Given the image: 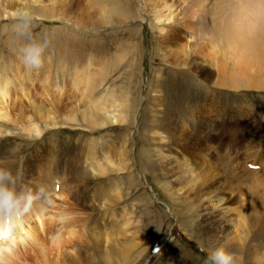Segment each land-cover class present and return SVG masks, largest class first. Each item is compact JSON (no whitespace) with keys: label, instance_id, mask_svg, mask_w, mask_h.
Segmentation results:
<instances>
[{"label":"rangeland","instance_id":"obj_1","mask_svg":"<svg viewBox=\"0 0 264 264\" xmlns=\"http://www.w3.org/2000/svg\"><path fill=\"white\" fill-rule=\"evenodd\" d=\"M17 1L0 0V78L6 77L10 98L17 97L8 98L9 120L0 121V166L18 174L17 191L25 185H52L64 196L52 194L53 209L69 202L76 217L85 219L77 226L85 229L86 240L77 249H63L75 259L58 264H207V252L218 245L205 240L203 211L189 208L176 177L179 168L166 169L161 157L166 150L179 156L175 144L179 121L173 130L172 120H211L200 132L221 138V153L235 154L241 169L261 173L264 89L214 86L215 81L232 79L233 66L222 54L225 47L218 36L233 21L229 12L234 0H23L36 17L33 31L48 32L52 39L42 67L30 73L34 85L23 92L13 79L16 69L26 70L13 43L12 7ZM164 3L173 6L158 21L155 11ZM253 33L264 35V24ZM176 39L179 45H191V52H180L177 42L172 44ZM198 59L207 61L202 69L207 68L211 78L204 79L195 70ZM85 75L98 77L93 99L111 92L114 97L127 94L123 123L90 130L80 120L78 95L84 87L78 82V88L71 87L70 82ZM30 104L41 105V116L48 115L49 120L39 119ZM70 116L74 123L67 119ZM161 125L165 139L159 141L153 133ZM90 141L96 144L91 162L82 154ZM246 146V153L252 154L247 159ZM75 158L79 163L73 166ZM28 165L33 166L31 172ZM98 167L105 170L103 174L98 175ZM250 233L252 239L243 246L236 242V249L230 250L235 264H257L256 255L264 258V222ZM129 240L136 247L129 261L121 263L118 249L127 244L117 243Z\"/></svg>","mask_w":264,"mask_h":264},{"label":"bare ground","instance_id":"obj_2","mask_svg":"<svg viewBox=\"0 0 264 264\" xmlns=\"http://www.w3.org/2000/svg\"><path fill=\"white\" fill-rule=\"evenodd\" d=\"M234 2L235 3L229 12V17L230 19H233V21L232 23L230 22L226 24L222 31V35L218 36L221 41L219 44H222L224 45L223 47H225L221 49L223 52L222 54L228 55L229 58H227L230 60L233 66V74H230V79H232L229 83L225 81L221 82V80L215 81L214 86L218 88L226 87L238 89V87L247 85V87L253 90L264 89V40H260L264 35L258 34L259 36H257L253 33V31H257L260 23L264 24V0H234ZM21 4L29 7V4H27L26 1L18 0L12 7L13 11ZM166 4L167 3L160 4L158 10L155 11L158 21H162L163 11L166 9H168L169 12L171 11L173 5L167 6ZM7 12H9V10ZM9 14H11V12ZM222 15H226V13H223ZM101 16L103 20L107 21V17L105 15L101 14ZM168 17L170 18V16ZM46 18L48 17L46 16ZM191 28L194 27L192 26ZM191 28H187V30L191 31ZM179 40L180 39H176L172 44H176V42ZM200 40L201 38L199 37V41ZM202 42H204V40L201 41V43ZM204 43L207 44L208 42ZM211 46L212 45H210V47ZM176 47L180 49V52L185 54L188 53V50L189 52L192 50L191 45H187V42L185 46L182 44L179 45L177 42ZM203 48H201V50L206 49ZM213 52H215V50ZM217 52H215V54ZM227 58L224 60L222 65L225 64ZM198 61L199 63L197 65L194 64L193 66L196 67L195 70L198 69L197 72L200 74V76H202L204 79H207L211 72L207 70V68L202 69L206 67L204 66L205 60L198 59ZM209 66H212V64ZM224 66L226 67V65ZM20 71L21 70L19 69L15 70L13 78L14 83L20 87L22 92L25 89L30 90V87H32L35 82L33 76H30L32 70L30 71L26 69L23 73H20ZM258 74H260V76L263 75V78ZM231 75L233 77H231ZM85 76L86 77L83 79H73V83L70 82L71 87L76 86L75 88H78L79 85L77 82L83 84L82 86L84 87L83 90H81L82 93L78 95L81 96V98L78 100V104L82 101V109L78 111L80 114V120L92 128L90 130H93L94 128L100 129L105 126L110 127L115 123H123L127 119V116L124 115L128 105L127 94L123 95L122 97H114L113 93L111 92L110 95H101L98 98L93 99L92 94L95 90V80H97L98 77H94V80V75ZM209 78H211V76ZM7 89L8 81L6 80L5 76H2L0 78V121L9 120V115L7 114V101L8 98H11ZM215 90H217V88H215ZM12 97L13 98L11 100L17 98L16 96ZM50 97H52V95ZM58 98L59 96L52 97L54 101L58 100ZM30 108L34 111L36 116L39 117V119L45 118L49 120L48 115L45 117L41 116L43 111V107L41 105L30 104ZM67 119L74 123V116H70ZM172 121L174 124L172 128L173 130L176 129V125L179 124V136L175 138V144L177 145V149H179V156L177 153H171L166 150L165 155H162L161 158L166 163V169L171 170L173 167L179 168V174L176 175V177L179 180L180 190H184L183 195L184 198H186L189 202V208H191V210L197 208L200 210L202 209L204 214L202 216L205 218L204 222L208 229H206L207 232L204 233L206 237L205 240L207 242H213L218 246L224 247L228 252H230V250L233 251L236 249V242H242L241 245L243 246L245 240L253 238V236L251 237L250 233L253 227H257L261 221L264 222V160L260 162L262 167L258 168L262 174L259 173L258 170H250L251 168L249 169L247 167L241 169L239 166V160L235 154L232 152L230 155L221 153L220 150L223 145V142H221L223 140L221 138L216 139L214 138L215 136L213 137L209 134L203 135L200 132L201 127L211 120H199L197 122V120L180 121L174 119ZM162 126L164 127V125H161L160 127L157 126V132L155 131L153 133L154 138L158 139L159 141L165 139L163 138L164 135L161 134ZM168 127L171 128L170 126ZM1 130L2 129H0V132ZM28 131H32V128ZM164 131H166V129ZM213 140H216L217 142ZM95 145V141H90L84 146L85 152L82 154H84L85 160H88L89 162L93 160ZM247 149H249V147L246 146V149L243 153L246 156L245 157L243 155L246 159L247 157L250 158L252 156L251 153H246ZM223 152L225 151L223 150ZM233 152H235V150ZM71 156L74 155L71 154ZM254 161L250 162L256 166ZM78 163L76 159V162L73 161L72 165L75 166V164ZM28 168L29 172H31L30 168H33V166L28 165L27 169ZM96 171H98V175H101L105 170L98 167ZM226 171L228 173H226ZM33 180L37 181V179ZM66 180L68 179L66 178ZM51 186L52 185L49 186L50 189ZM32 187L35 188V185H32ZM51 191L53 195L58 193L57 195L64 197L63 193L60 194L59 191L56 192L57 190L55 191L56 193L52 189ZM118 195V192L115 191V194H113L115 200L118 199ZM51 199L53 200V198ZM109 199L110 198H108V200ZM58 203L60 204V202ZM51 204V202L49 203L48 201H42L38 199L37 201H34L32 209L26 214L18 227L11 231L0 229V232H3V235L0 236V264H58L59 262H67V258L71 260L75 259V254L72 252H65L63 249H65L66 246H69V249H77V244H79L80 241L82 242V240H86L84 233L85 229H83V227H79L80 224L77 226V223H80L85 219L83 217H76V211L74 212L75 206L69 202L65 203L64 201V203H62V205H66L67 207L55 209H53ZM97 239L98 238H93L92 240L94 241ZM117 244H127L121 249H118V252L121 263L129 261L128 256L130 252L135 249V243L129 240L124 243L118 242ZM255 246L256 245H254V248ZM250 253V255H252L255 252L252 251ZM255 261H257V264H263L264 258L262 256L256 255Z\"/></svg>","mask_w":264,"mask_h":264},{"label":"clouds","instance_id":"obj_3","mask_svg":"<svg viewBox=\"0 0 264 264\" xmlns=\"http://www.w3.org/2000/svg\"><path fill=\"white\" fill-rule=\"evenodd\" d=\"M35 19L31 8L24 4L12 12L13 43L22 64L30 71L42 67L45 51L52 43L48 32L33 31ZM18 178V174L0 166V229L11 231L18 227L34 201L51 202L52 191L47 184L37 183L35 191L27 185L17 191ZM207 264H235V259L224 247L217 246L207 252Z\"/></svg>","mask_w":264,"mask_h":264},{"label":"snow or ice","instance_id":"obj_4","mask_svg":"<svg viewBox=\"0 0 264 264\" xmlns=\"http://www.w3.org/2000/svg\"><path fill=\"white\" fill-rule=\"evenodd\" d=\"M3 235V232H0V236H2Z\"/></svg>","mask_w":264,"mask_h":264}]
</instances>
